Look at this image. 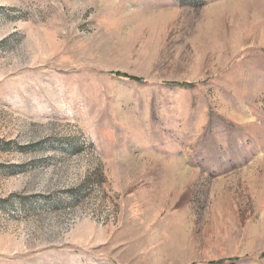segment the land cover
Here are the masks:
<instances>
[{"label":"rangeland","instance_id":"1","mask_svg":"<svg viewBox=\"0 0 264 264\" xmlns=\"http://www.w3.org/2000/svg\"><path fill=\"white\" fill-rule=\"evenodd\" d=\"M0 264H264V0H0Z\"/></svg>","mask_w":264,"mask_h":264},{"label":"trees","instance_id":"2","mask_svg":"<svg viewBox=\"0 0 264 264\" xmlns=\"http://www.w3.org/2000/svg\"><path fill=\"white\" fill-rule=\"evenodd\" d=\"M113 75L115 76H118V77H126V78H130V79H133L135 81H144L143 78H140V77H135V76H131L129 74H126V73H123L121 71H113L111 72ZM187 86H193V84H185ZM218 263H221V262H218Z\"/></svg>","mask_w":264,"mask_h":264}]
</instances>
